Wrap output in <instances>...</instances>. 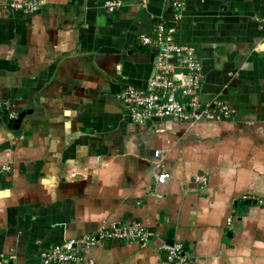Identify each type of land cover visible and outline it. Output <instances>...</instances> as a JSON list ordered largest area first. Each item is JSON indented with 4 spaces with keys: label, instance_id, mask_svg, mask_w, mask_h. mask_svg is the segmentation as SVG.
I'll list each match as a JSON object with an SVG mask.
<instances>
[{
    "label": "crops",
    "instance_id": "crops-1",
    "mask_svg": "<svg viewBox=\"0 0 264 264\" xmlns=\"http://www.w3.org/2000/svg\"><path fill=\"white\" fill-rule=\"evenodd\" d=\"M33 1L0 0V264H39L53 246L134 220L147 242L106 239L79 255L164 264L174 240L191 264H264V0L188 2L178 39L201 63L199 99L233 112L151 124L130 118L123 94L163 73L158 48L139 39L176 23L171 0L114 11L109 0Z\"/></svg>",
    "mask_w": 264,
    "mask_h": 264
},
{
    "label": "built area",
    "instance_id": "built-area-1",
    "mask_svg": "<svg viewBox=\"0 0 264 264\" xmlns=\"http://www.w3.org/2000/svg\"><path fill=\"white\" fill-rule=\"evenodd\" d=\"M17 9L35 10L38 4L33 0H7ZM190 0H171L173 20L175 24H167L165 20L156 23L153 34L140 36L139 44L142 46H155L158 48L163 73L157 72L149 81L148 88L139 89L128 87L123 96L130 106V118L137 122L152 120L154 117H172L176 120L202 121L211 116L218 118L223 114L230 115L232 108L221 100L202 103L199 99L202 88V66L196 57L191 45L178 39V27L183 17V12ZM121 6L117 0H109L105 7L114 11ZM180 67L174 69V63ZM154 156L159 159L157 167H162L164 153L160 149L154 151ZM11 166L6 164L2 171H9ZM171 173L161 170L158 180L167 182ZM202 179V178H201ZM204 180V179H203ZM259 204L264 205L260 199ZM106 239H118L126 241H138L145 243L150 239L149 231L142 221L134 220L129 223H117L103 226L97 232L72 238L64 243L53 246L43 254L39 264H95L93 259H85L78 253V249H88L96 246ZM166 254L164 264H191L184 251L182 242L174 241L165 245Z\"/></svg>",
    "mask_w": 264,
    "mask_h": 264
},
{
    "label": "water",
    "instance_id": "water-1",
    "mask_svg": "<svg viewBox=\"0 0 264 264\" xmlns=\"http://www.w3.org/2000/svg\"><path fill=\"white\" fill-rule=\"evenodd\" d=\"M172 61L174 62L175 60H172ZM32 111H33L32 109H29L27 111L20 112L19 115H18V117L16 119L11 120V122L9 123V127H11L14 130H18L22 126V123H23L24 118L29 113H32ZM160 121H162V118L161 117H154L150 121V124L152 122H160ZM168 243L173 244L174 243V240H170V241H168ZM9 264H12V263L10 262Z\"/></svg>",
    "mask_w": 264,
    "mask_h": 264
},
{
    "label": "rangeland",
    "instance_id": "rangeland-1",
    "mask_svg": "<svg viewBox=\"0 0 264 264\" xmlns=\"http://www.w3.org/2000/svg\"><path fill=\"white\" fill-rule=\"evenodd\" d=\"M1 8H2V7H1ZM17 117H18V116H17ZM17 117H16V118H17ZM137 130H138V128H137Z\"/></svg>",
    "mask_w": 264,
    "mask_h": 264
},
{
    "label": "trees",
    "instance_id": "trees-1",
    "mask_svg": "<svg viewBox=\"0 0 264 264\" xmlns=\"http://www.w3.org/2000/svg\"><path fill=\"white\" fill-rule=\"evenodd\" d=\"M147 47V46H146Z\"/></svg>",
    "mask_w": 264,
    "mask_h": 264
}]
</instances>
